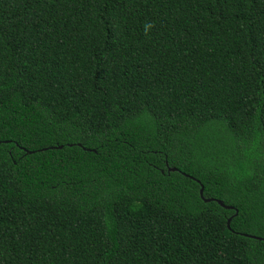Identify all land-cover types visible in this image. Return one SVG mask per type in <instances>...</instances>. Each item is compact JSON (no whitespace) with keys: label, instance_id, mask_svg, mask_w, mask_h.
Wrapping results in <instances>:
<instances>
[{"label":"trees","instance_id":"1","mask_svg":"<svg viewBox=\"0 0 264 264\" xmlns=\"http://www.w3.org/2000/svg\"><path fill=\"white\" fill-rule=\"evenodd\" d=\"M0 264H264V0H0Z\"/></svg>","mask_w":264,"mask_h":264},{"label":"water","instance_id":"2","mask_svg":"<svg viewBox=\"0 0 264 264\" xmlns=\"http://www.w3.org/2000/svg\"><path fill=\"white\" fill-rule=\"evenodd\" d=\"M58 149H61V147H59ZM170 171H175V169H171ZM199 194H200V197H201V199L205 202V203H209V202H211V201H213V200H210V199H204L203 198V188H201L200 189V192H199ZM218 203V205H220L221 207H223V208H225V209H232L231 207H226V206H224L223 205V203L222 202H217ZM230 221H231V219H229L228 221H227V228L228 229H230ZM245 237H249V238H252V239H256V240H262V239H257V238H255V237H252V236H246V235H244Z\"/></svg>","mask_w":264,"mask_h":264}]
</instances>
